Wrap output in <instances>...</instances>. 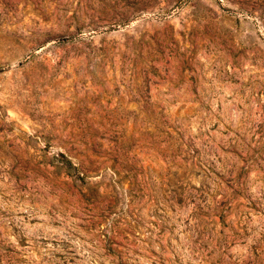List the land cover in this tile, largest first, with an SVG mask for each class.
Here are the masks:
<instances>
[{"label":"rangeland","instance_id":"374dc122","mask_svg":"<svg viewBox=\"0 0 264 264\" xmlns=\"http://www.w3.org/2000/svg\"><path fill=\"white\" fill-rule=\"evenodd\" d=\"M0 264H264V0H0Z\"/></svg>","mask_w":264,"mask_h":264},{"label":"trees","instance_id":"16d2710c","mask_svg":"<svg viewBox=\"0 0 264 264\" xmlns=\"http://www.w3.org/2000/svg\"><path fill=\"white\" fill-rule=\"evenodd\" d=\"M61 156L63 158L64 164H67L69 166H73V163L64 154H61Z\"/></svg>","mask_w":264,"mask_h":264}]
</instances>
